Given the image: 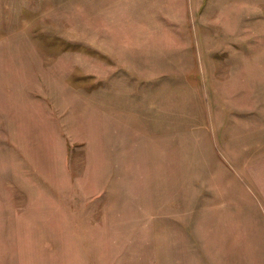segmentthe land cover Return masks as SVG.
I'll return each instance as SVG.
<instances>
[{"label": "rangeland", "instance_id": "rangeland-1", "mask_svg": "<svg viewBox=\"0 0 264 264\" xmlns=\"http://www.w3.org/2000/svg\"><path fill=\"white\" fill-rule=\"evenodd\" d=\"M0 264H264V0H0Z\"/></svg>", "mask_w": 264, "mask_h": 264}]
</instances>
